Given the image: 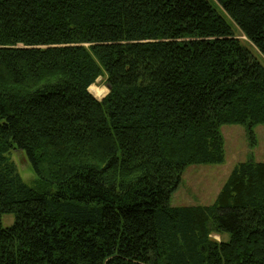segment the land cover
I'll use <instances>...</instances> for the list:
<instances>
[{
	"label": "trees",
	"instance_id": "trees-1",
	"mask_svg": "<svg viewBox=\"0 0 264 264\" xmlns=\"http://www.w3.org/2000/svg\"><path fill=\"white\" fill-rule=\"evenodd\" d=\"M235 29L264 59V0H0V264H264L263 161L169 204L186 166L223 163L222 126L264 124Z\"/></svg>",
	"mask_w": 264,
	"mask_h": 264
},
{
	"label": "rangeland",
	"instance_id": "rangeland-1",
	"mask_svg": "<svg viewBox=\"0 0 264 264\" xmlns=\"http://www.w3.org/2000/svg\"><path fill=\"white\" fill-rule=\"evenodd\" d=\"M235 37L240 41H247L240 30L235 29ZM262 62L263 57L251 45L245 43ZM95 86L107 90L103 78L96 80ZM89 90V88H88ZM107 95V91L105 93ZM100 99V98H98ZM220 134L223 136L224 161L216 164H193L183 169L180 185L172 192L170 206L206 205L211 204L217 197L218 191L226 182L232 168L239 162L253 159L264 162V124L252 126L230 125L222 126ZM9 156L18 169L20 177L28 185H33L37 178L29 165L26 155L21 150H12ZM13 216H4L3 225L10 226ZM211 238L219 241L228 240L227 235L211 234Z\"/></svg>",
	"mask_w": 264,
	"mask_h": 264
},
{
	"label": "bare ground",
	"instance_id": "bare-ground-1",
	"mask_svg": "<svg viewBox=\"0 0 264 264\" xmlns=\"http://www.w3.org/2000/svg\"><path fill=\"white\" fill-rule=\"evenodd\" d=\"M106 89L104 88V87H101V88H99V87H97V86H95V85H91L90 87H89V92L91 93V94H93L94 96H95V98H100V99H102L106 94Z\"/></svg>",
	"mask_w": 264,
	"mask_h": 264
}]
</instances>
